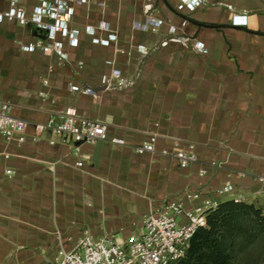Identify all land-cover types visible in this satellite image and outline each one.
Returning <instances> with one entry per match:
<instances>
[{"label": "crops", "instance_id": "1", "mask_svg": "<svg viewBox=\"0 0 264 264\" xmlns=\"http://www.w3.org/2000/svg\"><path fill=\"white\" fill-rule=\"evenodd\" d=\"M99 1L103 6L84 7L71 22L79 43L72 48L64 41L69 59L59 62L53 54L22 50L47 43V32L31 21L37 0H0V14H24V20L0 22V100L29 122L22 143L0 136V264H46L57 254L58 238L69 249L83 231L95 238L119 235L187 191L218 204L240 195L247 204L264 206L257 182L264 174V0L212 1L193 13L177 0L159 2L166 22L157 35L134 28L143 3ZM233 16H247V26H233ZM100 21L110 25L108 31L95 29L100 39L117 37L108 47L93 43L84 29ZM171 25L177 28L173 35ZM196 42L207 53L198 52ZM113 69L127 85L112 91L101 78ZM72 85L94 89L97 98L72 92ZM66 109L106 123L127 146L100 142L73 154L70 137L40 127ZM152 135L157 150L193 145L197 162L182 169L170 156L135 154L134 147ZM78 161L84 166L78 168ZM210 162L219 166L207 168ZM134 177L143 183L132 182ZM226 182L235 187L233 195L217 196ZM63 228L69 230L56 245L55 231Z\"/></svg>", "mask_w": 264, "mask_h": 264}, {"label": "built area", "instance_id": "2", "mask_svg": "<svg viewBox=\"0 0 264 264\" xmlns=\"http://www.w3.org/2000/svg\"><path fill=\"white\" fill-rule=\"evenodd\" d=\"M15 1V0H14ZM84 3L89 0H82ZM143 3V18L134 23V28L144 33L157 35L164 26V22L154 17L152 12V0H135ZM178 4L188 13H193L205 7L210 2L220 0H177ZM38 5L34 7L32 13V23L38 28L47 32V43L42 40L36 41L22 47L27 53L40 51L44 55H55L59 62H66L69 57L65 53L64 39H68L70 47L78 46L79 31L69 30L67 20L71 19L74 9L64 8L63 0H54L50 3L45 0H37ZM24 20V14L15 9H10L4 15L0 14V22L4 19ZM247 16H233L232 25L235 27L247 26ZM102 30L106 24H102ZM177 31L174 26L168 27L169 34L173 35ZM85 32L92 36V42L108 47L111 42L116 41L114 34H108L107 39L95 38L94 28L88 27ZM61 37V40H58ZM184 37L176 38V41L186 42ZM165 41L162 45H166ZM195 49L200 53H207V49L202 42L194 44ZM138 51L145 54V47L139 46ZM112 62H107L111 65ZM82 64L80 63V66ZM117 80L116 84L113 82ZM127 85L119 70L113 69L109 75L101 78V86L107 90L114 86L123 88ZM71 91L83 95H90L97 98L94 89L90 87H80L72 85ZM14 107L8 101L0 100V136L7 141L24 142L25 134L29 122L16 117L13 114ZM42 130H48L54 137H70L75 143L73 154L81 155L83 145H95L100 142H108L114 146H127L126 141L120 137L110 135L109 126L98 120L88 119L78 114L75 109H66L51 115L45 124L40 125ZM39 141V139H35ZM54 140L50 141L54 145ZM157 139L155 135L149 137L147 141L134 147L137 155H161L173 157L179 167L186 169L190 164L197 162V154L193 145L181 146L175 143L172 150L156 149ZM78 168L84 166L83 161L76 163ZM211 167H218L219 164L212 162ZM8 176L14 173L7 170ZM202 175V174H200ZM243 177V174H238ZM257 182L264 189V174L257 177ZM235 187L226 182L216 191V195H233ZM242 196L233 199L234 202H242ZM219 204L211 198H203L200 192L187 191L183 198L179 200L166 199L157 207H154L147 215L131 223L127 230L122 229L124 237L106 234L101 238H95L90 233H84L73 241L72 246L67 249L64 243H60L59 249L54 259L46 264H177L185 255L190 240L195 233L206 227L207 214L217 208ZM72 238H68L71 242Z\"/></svg>", "mask_w": 264, "mask_h": 264}, {"label": "trees", "instance_id": "3", "mask_svg": "<svg viewBox=\"0 0 264 264\" xmlns=\"http://www.w3.org/2000/svg\"><path fill=\"white\" fill-rule=\"evenodd\" d=\"M262 222V211L255 205L223 202L207 214L206 227L195 233L177 264H234L231 253L236 236L246 223L256 226Z\"/></svg>", "mask_w": 264, "mask_h": 264}, {"label": "rangeland", "instance_id": "4", "mask_svg": "<svg viewBox=\"0 0 264 264\" xmlns=\"http://www.w3.org/2000/svg\"><path fill=\"white\" fill-rule=\"evenodd\" d=\"M64 8L67 9L68 7L74 9V14L71 17V19L67 20V25L69 30H73L71 27V22L74 20L75 16L79 13V17L82 15V10L84 7L87 9L92 6L94 8V4L96 6H103V3L99 0H97L95 3H91L92 0H89L88 2L84 3L82 0H63ZM159 2H166V0H152V8H153V16L157 17L158 19L162 20L165 25V19L162 18L161 12H160V3ZM159 15V16H158ZM105 23L107 30H110V25L107 22L100 21L98 22L95 26L88 25L85 23L84 29L91 27L96 30L100 29L102 30V27H104L102 24ZM79 31L78 29H74ZM95 38L100 39L97 31ZM105 31V30H104ZM68 39H64V41H67ZM110 62V61H108ZM120 88L118 86H114L113 90H119ZM144 121H148L150 117H143ZM149 125V123H148ZM149 135V134H148ZM135 153V152H134ZM150 155V154H149ZM157 155V154H154ZM212 163V162H210ZM210 163L208 164L207 168H210ZM134 183L137 184H142L143 183V178L138 179V177H134L133 180H131ZM142 197V196H141ZM242 203H246L243 199ZM247 204V203H246ZM256 208L260 209L262 211V216L264 217V206L261 204L255 205ZM243 232L239 233L235 240H234V246L232 249V262L234 264H264V224L263 222L261 224L258 223L256 226H251L249 223H246L244 226ZM62 230V231H61ZM66 230H69V228H63V229H58L55 231V236H56V245H57V237L62 236L63 233L66 232ZM83 232H80L79 235L83 234ZM65 235V234H64ZM80 235V236H81ZM118 237H124L122 233L117 235ZM70 237V236H69ZM58 245L60 243H64L63 241H60L58 238ZM72 242V241H71ZM72 246V243L70 247Z\"/></svg>", "mask_w": 264, "mask_h": 264}]
</instances>
